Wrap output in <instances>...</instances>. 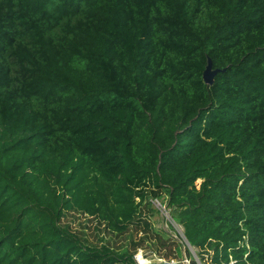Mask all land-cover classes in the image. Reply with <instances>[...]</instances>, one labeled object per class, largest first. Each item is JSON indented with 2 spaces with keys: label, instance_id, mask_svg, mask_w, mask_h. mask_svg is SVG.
<instances>
[{
  "label": "trees",
  "instance_id": "trees-1",
  "mask_svg": "<svg viewBox=\"0 0 264 264\" xmlns=\"http://www.w3.org/2000/svg\"><path fill=\"white\" fill-rule=\"evenodd\" d=\"M163 190L202 261L264 264V0H0V264H140L62 220Z\"/></svg>",
  "mask_w": 264,
  "mask_h": 264
},
{
  "label": "rangeland",
  "instance_id": "rangeland-1",
  "mask_svg": "<svg viewBox=\"0 0 264 264\" xmlns=\"http://www.w3.org/2000/svg\"><path fill=\"white\" fill-rule=\"evenodd\" d=\"M148 194L142 212L124 234L112 232L98 219L77 211L68 212L62 220L63 225L77 231L86 242L95 245L108 244L120 252L132 250L137 262L141 264L159 263L163 260L191 264L192 258L200 264H219L214 260L215 252L212 247L202 250L205 256L202 261L198 249L188 244L183 226L172 217L166 190L158 197ZM135 244H138L136 249ZM222 264L232 262L223 261Z\"/></svg>",
  "mask_w": 264,
  "mask_h": 264
},
{
  "label": "water",
  "instance_id": "water-1",
  "mask_svg": "<svg viewBox=\"0 0 264 264\" xmlns=\"http://www.w3.org/2000/svg\"><path fill=\"white\" fill-rule=\"evenodd\" d=\"M220 69H213V63H212V60L211 58H209L208 60V64L204 70V73H203V78H204V81L207 83V84H212L214 82V77L216 75L217 72H219ZM188 242V241H187ZM188 244L193 247L189 242ZM199 263V261H198ZM200 264V263H199Z\"/></svg>",
  "mask_w": 264,
  "mask_h": 264
},
{
  "label": "built area",
  "instance_id": "built-area-1",
  "mask_svg": "<svg viewBox=\"0 0 264 264\" xmlns=\"http://www.w3.org/2000/svg\"><path fill=\"white\" fill-rule=\"evenodd\" d=\"M142 258V256H141ZM136 259V258H135ZM137 259H139V257L137 256ZM139 263V262H138ZM162 263H165V264H176L175 260H170V261H167V260H163ZM141 264V263H140Z\"/></svg>",
  "mask_w": 264,
  "mask_h": 264
}]
</instances>
